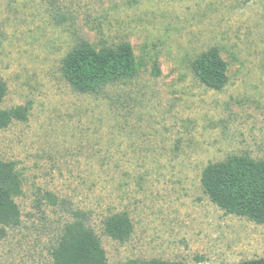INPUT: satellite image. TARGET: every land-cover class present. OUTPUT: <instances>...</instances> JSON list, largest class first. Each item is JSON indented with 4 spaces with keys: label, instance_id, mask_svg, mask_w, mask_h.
Segmentation results:
<instances>
[{
    "label": "rangeland",
    "instance_id": "obj_1",
    "mask_svg": "<svg viewBox=\"0 0 264 264\" xmlns=\"http://www.w3.org/2000/svg\"><path fill=\"white\" fill-rule=\"evenodd\" d=\"M80 40L128 43L143 69L75 92L60 67ZM210 48L227 64L220 91L191 71ZM0 79L1 109L30 105L0 131V162L21 181V224L0 239V264H53L75 210L107 264L264 258V225L225 214L200 185L210 163L264 159V0H0ZM119 212L133 228L124 243L103 233Z\"/></svg>",
    "mask_w": 264,
    "mask_h": 264
},
{
    "label": "trees",
    "instance_id": "obj_2",
    "mask_svg": "<svg viewBox=\"0 0 264 264\" xmlns=\"http://www.w3.org/2000/svg\"><path fill=\"white\" fill-rule=\"evenodd\" d=\"M143 69L128 43L115 47L95 48L80 40L61 60L64 81L80 94H93L107 85L126 82ZM194 77L207 89L220 91L227 83V64L215 48L200 53L191 63ZM154 76L159 69L154 65ZM6 86L0 79V106L6 96ZM30 105L0 108V131L14 122L28 119ZM200 185L211 203L227 215L246 218L264 225V159L254 160L244 155H232L223 161L204 167ZM21 194V181L11 162H0V239L7 231L18 228L21 213L15 198ZM72 220L62 227L61 235L50 256L53 264H107L98 236L86 223L85 214L75 210ZM103 233L119 243L132 234L131 220L119 212L102 221ZM124 264H184L164 261H130ZM237 264H264V258Z\"/></svg>",
    "mask_w": 264,
    "mask_h": 264
}]
</instances>
